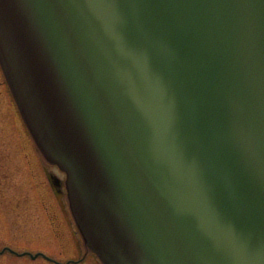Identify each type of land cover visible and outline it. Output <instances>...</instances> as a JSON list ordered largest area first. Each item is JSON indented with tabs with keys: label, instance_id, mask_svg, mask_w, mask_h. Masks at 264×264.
<instances>
[{
	"label": "water",
	"instance_id": "obj_1",
	"mask_svg": "<svg viewBox=\"0 0 264 264\" xmlns=\"http://www.w3.org/2000/svg\"><path fill=\"white\" fill-rule=\"evenodd\" d=\"M0 65L87 252L264 264V0H0Z\"/></svg>",
	"mask_w": 264,
	"mask_h": 264
},
{
	"label": "rangeland",
	"instance_id": "obj_2",
	"mask_svg": "<svg viewBox=\"0 0 264 264\" xmlns=\"http://www.w3.org/2000/svg\"><path fill=\"white\" fill-rule=\"evenodd\" d=\"M42 160L61 181L64 179L62 171L38 152L0 66V249L8 244L19 250L43 251L61 262L85 256L73 264H102L94 253L86 254L66 202L65 185L48 181L40 167ZM8 180L19 185L18 207L15 201L8 204ZM44 201L51 206V214L43 207ZM0 264L55 263L6 252L0 254Z\"/></svg>",
	"mask_w": 264,
	"mask_h": 264
},
{
	"label": "flooded vegetation",
	"instance_id": "obj_3",
	"mask_svg": "<svg viewBox=\"0 0 264 264\" xmlns=\"http://www.w3.org/2000/svg\"><path fill=\"white\" fill-rule=\"evenodd\" d=\"M40 167L41 168H43L44 169V172L46 173V175H47V177H48V181L49 182H53L54 184H56V185H63V179H62V181H61V177H59V176H56V174L55 173H53L49 168H47L46 166H45V164H44V162H43V160L42 161H40ZM10 182H9V180L7 181V185H6V189H8V192H9V194L8 195H10V197H9V202H8V204L11 202H13V201H15V205L16 204H19L17 201H19V198H18V192H17V190L19 189V185L18 184H15V183H13V182H11L10 184H9ZM50 184H52V183H50ZM60 191H61V189H60ZM45 202V201H44ZM43 202V207L45 208V210L46 211H48V213L49 214H51V206H49L48 205V202L45 204ZM19 205H16V207H18ZM16 207H13V206H11L10 208L13 210V209H15ZM61 208H62V206H60ZM8 244H6V245H4L3 247H5V246H7ZM10 246H12V245H10ZM2 247V248H3ZM1 248V249H2Z\"/></svg>",
	"mask_w": 264,
	"mask_h": 264
}]
</instances>
